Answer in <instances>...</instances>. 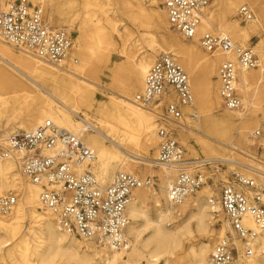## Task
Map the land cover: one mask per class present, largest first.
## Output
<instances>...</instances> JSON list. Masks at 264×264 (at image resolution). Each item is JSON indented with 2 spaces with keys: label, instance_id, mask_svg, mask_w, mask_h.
<instances>
[{
  "label": "bare ground",
  "instance_id": "1",
  "mask_svg": "<svg viewBox=\"0 0 264 264\" xmlns=\"http://www.w3.org/2000/svg\"><path fill=\"white\" fill-rule=\"evenodd\" d=\"M30 1L35 2L37 0ZM144 1L104 0L100 3L98 0H82L83 8L94 7V11L86 14L89 20L80 25L74 46H72L71 41L67 55L73 48L79 56V61H73L74 65L70 62L66 66L63 63L54 66L21 51L18 52L19 56H11L8 50L10 46L4 48L6 43L0 37V133H3L0 136V141L3 142L9 135L16 133L13 132L6 136L8 132L15 129L28 132L42 127L46 122L61 130L80 136L84 144L93 150L94 157L89 161L91 167H89V162L83 163L77 167L76 171H91L100 187L109 185L118 172L139 177L131 171V167L134 165L160 168L163 170L160 172L162 182L160 194L150 193V198L157 207L156 218L151 219L142 208L141 204H143L146 196L144 194L136 195L148 188L136 189L131 193L130 201L126 207V216H129L128 219L130 220L125 229V235L130 236L132 240L128 249L112 250L106 246L96 245L93 240H80L59 228L55 218L43 210L39 203L40 188L21 174L31 183L30 185L15 172L14 166L21 173L13 160H4L0 162V196H4L7 188L11 186L10 190L16 192L18 201L12 208L11 214L8 213L10 214L9 217H3L0 212V260H3L4 257L11 258L16 253L20 261L14 262V264H53L56 260L68 264H208L212 249L209 242H205L203 239L212 236L209 220H213L218 213L222 212L218 197L215 199L213 192L208 190L205 192L206 197L200 195L194 199L195 194L199 192L196 191L187 196L179 206L169 205L166 192L175 180L177 172L180 169L192 172L193 169L199 168L201 173L205 174L206 171L202 168L204 165L224 164L227 166V173L236 168L235 171L238 174L264 183V167H256V164L260 162H254L250 166L232 160L230 157H226L224 153L219 152V149L227 151L221 145L227 142L232 126L242 137L249 131L251 118L248 116L250 110L255 108L252 104V97L249 98L248 86L253 84L259 92V87L264 83V64L260 65V69L254 74L255 79L252 81L249 78V73L244 70L237 71L235 88L237 87L236 91L241 101L239 109L227 110L230 113L210 117L205 122V125H209L217 131L218 138L216 140L221 145L202 144L201 149L207 156L215 154H219V156L191 160L182 159L181 163L178 164H164L157 161V145L156 155L150 160L153 163L143 161L147 159L145 155L153 150L156 141L154 114L157 115V109L162 108L167 101H176L173 90L169 88V94L161 96L157 102L150 105V107L155 105L153 112L144 110L149 107L143 108L134 102V96L142 91L145 75L153 63L152 61L155 60L151 58V55L169 53L174 61L179 62L178 65L186 71L191 80L193 78L197 81L203 79L205 82H210V76L215 75L216 66L221 61L235 62L233 52H215L211 57L204 58L200 56L194 45L182 47L183 45L180 46L170 39L160 38L153 40L148 45L149 55L141 53L128 58L126 43L133 34L124 27L123 30H118L123 24V19L129 20L134 26L139 25L140 20L148 19L152 21L156 33L169 27L163 7L160 12L149 10L144 7ZM149 1L152 6L157 4L156 0ZM5 2L6 0H0L1 8ZM239 3L256 8L260 14L264 15V1L261 0H217L214 11L207 12L209 5L203 10L200 23L196 29V37L193 42H190L195 43L197 41L200 36L198 33L215 32L213 25H216L219 31H225L234 39L239 40L241 44L246 42L257 25L241 28L237 18L234 15H232L233 19L230 17L232 10ZM49 5L51 10H55L53 3ZM101 5L104 7L102 15L105 25L95 18V10L102 11L103 9L99 8ZM219 31L217 33L224 34ZM66 32L68 33L67 30ZM114 38L121 41L119 53L127 56L128 61L124 79L121 82H115V86L108 89L94 81L90 75L89 64L93 59H97L94 56L95 48L98 51L108 53L116 50ZM259 49L263 50L264 48L260 46ZM101 58L108 60V57ZM98 87L110 92L111 97L108 104L100 106L96 110V119L94 120L87 116H80L82 107L90 108L93 105L95 90ZM135 92L137 93L134 95ZM253 94L255 95L254 91ZM261 95L264 97V90ZM219 102L218 88V97L214 94L213 105L219 108ZM191 105H193V101ZM190 106L182 107L181 110H187ZM238 110L242 111L239 115L234 113ZM181 118L176 122H167H170L179 131L180 136H183L182 133L185 129L183 125L178 123ZM160 119L162 120V115H160ZM255 126H258L257 122ZM255 131L251 135L252 139L258 138L254 137ZM156 138L158 139V136ZM228 152H235L238 156L251 159L250 161L254 160L241 151L237 152L232 149ZM193 155L195 156V154ZM215 160L222 162H215ZM189 161H205L206 163L189 164L187 163ZM214 168L216 169L217 166ZM211 175V172L207 173L206 178L212 179ZM108 182L109 184L102 186ZM204 186L210 187L207 181L202 185V188ZM41 209L44 211L43 215L39 212ZM47 213L53 218V222ZM26 214L30 216L32 221L25 234H22V224ZM182 219H186L184 223L169 228L170 224L168 223L170 221ZM138 222L142 223L137 226ZM243 225L255 230L257 238L255 237L256 239L254 238L251 242V255L249 256L241 255L242 246L240 243H236L238 255L235 264H264V229H257L249 217L243 220ZM222 233L220 229L218 234L222 235ZM196 237L202 241L197 246L191 245L189 251L183 255L185 244L193 242ZM254 244L258 245L260 255L255 254ZM242 256L243 261L239 262L238 260Z\"/></svg>",
  "mask_w": 264,
  "mask_h": 264
},
{
  "label": "built area",
  "instance_id": "2",
  "mask_svg": "<svg viewBox=\"0 0 264 264\" xmlns=\"http://www.w3.org/2000/svg\"><path fill=\"white\" fill-rule=\"evenodd\" d=\"M210 0H163L169 27L181 38L190 42L196 37L203 10ZM243 22L252 21V11L247 6L237 10ZM0 37L15 50L29 54L44 62L56 65L64 61L71 46V38L65 29L50 26L40 7H33L27 0H12L5 10H0ZM198 47L207 54L233 52L235 62H222L217 71L219 98L226 110L239 109L241 101L235 88L238 70H252L259 59L250 48L234 45L222 33L206 32L197 38ZM171 88L176 103L167 101L164 113L170 122L181 118V108L193 101L188 77L172 56L157 55L149 67L141 92L134 96L140 107L157 102ZM264 135V124L254 137ZM157 161L164 164L181 163L183 148L168 126H160ZM94 157L80 136L61 130L46 122L32 131L16 132L0 141V162L13 160L21 174L40 188L39 203L49 212L60 229L80 240H93L98 246L112 250L128 249L130 240L125 235L129 224L126 207L131 193L136 189L152 188V177H137L118 172L111 183L100 187L91 172L76 169ZM218 173L211 172V176ZM212 181L201 173L180 169L172 185L167 189L169 205L179 206L184 199L196 192L205 182ZM218 202L226 220L223 236L212 248L208 264H235L236 243L243 254L251 255V242L256 231L243 225L250 218L257 229H264V183L235 172L218 180ZM215 200L214 198H211ZM17 196L8 192L0 197V212L8 214L15 206ZM210 203L212 201L210 200Z\"/></svg>",
  "mask_w": 264,
  "mask_h": 264
},
{
  "label": "rangeland",
  "instance_id": "3",
  "mask_svg": "<svg viewBox=\"0 0 264 264\" xmlns=\"http://www.w3.org/2000/svg\"><path fill=\"white\" fill-rule=\"evenodd\" d=\"M11 1L12 0H6L3 8L0 7V10L1 11L5 10L8 3ZM27 1L30 3L31 6L40 7L43 10L44 17L50 26L67 30L68 34L71 36L72 46H74L76 44V38L78 36V29H79L80 25L83 22H88V20H89L87 18L86 14L94 11V7H90L88 9L83 8L82 7V0H42L40 2L38 0L35 2H31L30 0H27ZM98 1L101 3L104 0H98ZM156 1H157V4L152 6L151 2L149 0H145L143 3L144 7L146 9H149V10H156V11L160 12L162 9L161 3L163 0H156ZM261 1H264V0H261ZM216 2H217V0H210L209 6L207 7V12L208 11L212 12L215 10ZM52 3L55 7V10H51V8H50L51 6L49 4L52 5ZM241 6H247V5L244 3L237 4L235 6V8L232 10V14L230 15V17H232V19H233L234 17L232 15H234L237 18L238 24L241 28H250V26H252V25H257L255 28V31L249 35V38L246 42L241 44L239 42V40L234 39L225 31H219L217 29L216 25H213V31L216 30L215 32H218V31L223 32L224 34H227L232 39V41L235 43V45L243 46L244 48L250 47L255 51V53L257 54L258 59H259V62H258L259 67L257 66L256 68H254L250 71H246L247 73L250 74L249 78L252 81L255 79L254 74L256 72H258V69H260V65L264 64V57H263L264 56V49L263 50L259 49L260 46L264 48V15L260 14L258 9L248 6V8L252 11L253 22H251V23H250V21L249 22H243L237 17V10ZM99 8H103V9H102V11L97 10V9L95 10V18L100 20L101 24L105 25V23H104L105 20L103 19V15H102V12H104V7H102V5H101ZM254 21H255V23H254ZM123 27L126 30H130V32L133 34L132 38L126 43V45H127L126 46V50H127L126 53H128V55H129L128 58L133 57L135 55H139L141 53H143V55H149L150 53L147 51L148 45L151 42H153V40H158V38L170 39L172 42H174L180 46L183 45L182 47H186L187 45H194L196 47V50L200 54V56H202L204 58H209L213 55V54L204 53L198 47L197 41L195 43L184 41L176 32H174L169 27L164 28V29L158 31V33H156L154 31L152 21H149L148 19L140 20V24L137 26H134L129 20L123 19V24H122V26H120L118 28V30H123L124 29ZM205 32H211V31H205ZM205 32H201L200 34L198 33V36L205 33ZM1 44H4V43L1 42ZM121 44H122L121 41L115 39L116 50L114 52H110V53H108L106 51H98L97 48H95L94 56L97 57V59L92 60V62L89 64V69H90V75L92 76L94 81H96L100 86L111 89L115 86L114 85L115 82H121L124 79V77L126 75V67H127L128 59L126 58L127 56L121 55L119 53ZM4 45L5 46L2 45L4 48L6 46H8L6 44H4ZM8 50H9L11 56L12 55L16 56V57L19 56L18 52H20V51H17L15 49H13L12 47H9ZM216 54H219V53H216ZM156 56H157V54H152L151 58L155 59ZM101 57H108V60L106 58L103 59ZM73 61H75V62L79 61V56L75 52V50L73 48H71L69 54L66 56L64 61L59 63L58 65L63 63L66 66V64H68L70 62H72V64H73ZM222 62L223 61H221L216 66V73H215V75L212 74L210 76V82L209 81L205 82L203 79L197 81L195 78H193V80H191L189 78L188 74L186 73V71L183 69L189 78V85H190L191 93L193 96V105L188 107L187 110L186 109L183 111L181 110L182 118L178 123H179V125H183V128L185 129L184 132L182 133L183 136H180L179 131L172 124H170V122H167L168 120L166 119V116L164 113V108H165V104H164L162 106V108L157 109V111H158L157 115L154 114V121L156 124V130H155V140L156 141H155V145H154L153 150L148 152L147 155H145L147 158L146 159L147 161L143 160L144 162H151L150 160H152L156 155V149H157V145H158L157 144L158 139L156 138L157 137L156 132H157V128L159 126H168L170 129L174 130L175 138L183 148V157H182L183 159L191 160V159H200L203 157L207 158L208 156H219V154L208 155V156L205 155L201 149V145L202 144L212 145V146H213V144L221 145V143H219V141L216 140L218 138L217 137L218 136L217 131L214 128L210 127L209 125H205V122H207V120H209L210 117H214V116L219 115V114L230 113L221 106L220 102H219V108L217 106L213 105L214 94L218 97L219 85L217 82V69H218V66ZM176 63L179 64L178 61H176ZM54 66H56V65H54ZM208 83H209V85H208ZM237 83H238V80H237ZM248 88H249V90H248L249 98L252 97V100H253L252 104L254 105V108H255V109L252 108L250 110V113L248 116L251 118V124L248 127L249 131L245 134L244 137H242L239 135L237 130L235 131L234 126H232V129H230V136L228 137L227 142L224 145H221L222 147L226 148L227 151H225L223 149L220 150L219 148H217L215 146L214 147L216 149H219V152H221L222 154L224 153L226 155V157H230V159H232V160H237L240 163H244V164H247L250 166H252L254 164V162L255 163L260 162V163H257L258 165L256 164V167L262 168V167H264V135H261L256 139H252L251 135L255 130L261 128L262 124H264V97L261 95L262 91L264 90V83L259 87V92H257L256 87H254L253 84H251L250 87L248 86ZM236 89H237V87H236ZM253 91L255 92V95L253 94ZM136 93L137 92H135L134 95ZM109 94H110V92H108L107 90L98 87V89L95 90V94H94V98H93V102H92L93 105L90 108L82 107L80 109L79 115L80 116L83 115L84 117L87 116L93 120L96 119V116H95L96 110L100 106H104V105L108 104V101L111 97ZM148 107L149 108H145L144 110H147L149 112H153L152 110L155 107V105H153L151 107L148 106ZM234 113L239 115V113H242V111L238 110L237 112H234ZM160 115H162V120L160 119ZM256 122L258 124L257 127L255 126ZM12 123L13 122H11V125H13ZM13 132H20V130L15 129L12 132H8L6 134V136L13 133ZM2 135H3V133H0V136H2ZM6 136H4V137H6ZM106 145H109V144L106 143ZM232 149L234 151H237V152L241 151L245 155H248L249 157L254 158V160L250 161L251 159L238 156V154H236L235 152H233L234 154L231 152H228ZM193 154H195V156ZM199 162L200 163H206L205 161L204 162H202V161H197V162L189 161L187 163L193 164V163H199ZM208 162H213V161H208ZM215 162H222V161L215 160ZM151 163H153V162H151ZM88 164H89V167H91L90 162ZM214 166H217L218 169L217 168L215 169ZM149 167L150 166H148V168ZM230 167H232V166H230ZM131 168H132L131 171L133 173H135L136 175H138L139 177L144 178L146 176H149V177H152L154 180V185L152 188L144 189L143 191L138 192L136 194V195L144 194V196H146V198L143 201V204H141V205H142V208L145 211L146 215L154 220L156 218L157 207L155 206L152 199L150 198V193L154 192V193L160 194V188H161V183H162L161 179H160V172L163 170L160 168H157V167H151L148 169L147 167L142 166V165H134ZM202 168L205 169V171H206L205 174L201 173L199 168L193 169L191 173H201L203 175H206L207 173L213 172L214 170H217L218 173H216L214 176H212L211 182L210 181L207 182V184L210 185V187L206 188L204 186L202 188V186H201L197 190L199 192L196 193L193 198L196 199L200 195L201 196L204 195V197H206L205 192H207L208 190H211L214 194V198L216 199L218 196L217 183H218V180H223V178L226 177L227 166L224 164H216V165L206 164ZM14 170L16 173H18L21 176V178H23V180L27 181V179L21 175V173L18 171V169L15 166H14ZM235 170H236V168H235ZM235 170L230 171V172L237 173V171H235ZM27 182L31 185V183L29 181H27ZM107 184H109V182L106 184H103L102 186H105ZM10 189H11V186H9L7 188L6 193L8 191H11ZM202 191H204V192H202ZM13 193H15V195L17 196L15 191ZM203 200H205V199L203 198ZM191 201H192V199L190 200V202ZM162 202H163V200H162ZM190 208L191 207L189 206V209ZM39 212L42 215L44 213V211L42 209ZM10 214H7V215L1 214V215L3 217H9ZM47 215L49 216L50 220L53 222V218L48 213H47ZM185 220L186 219H182L179 221L178 220H172L168 223V224H170L169 228L170 227L171 228L177 227V226L181 225L182 223H184ZM31 221L32 220H31L30 216L26 214L24 217V220H23V224H22V226H23L22 227V229H23L22 234H25L26 229L29 226V224L31 223ZM209 222H210V226H211V230H212V236L209 238H204L203 241L209 242L210 248L212 249V247L215 245L217 240L221 236H223L227 222H226L225 217H224L222 212L218 213L216 215V217L213 218V220L210 219ZM141 223L142 222H138L136 225L139 226ZM220 229L223 232L222 235L218 234ZM127 237L129 238L130 244H131L132 240H131L130 236L127 235ZM256 238H257V236H256ZM201 241H202V239H198V237H196L193 242L186 243L184 246V249H183V255H185L189 251L191 245L197 246L198 243H200ZM80 242L82 243L83 241H80ZM254 246H255L256 251H257V252L255 251V254L260 255L258 245L254 244ZM96 247H98V246H96ZM98 248H100V247H98ZM97 250H99V249H97ZM5 251H6V249L3 252L4 254H5ZM240 254L242 255L243 251ZM19 261H20V259H19L18 255L16 253H14L11 258L4 257L3 260H0V264H14V262H19ZM238 261L239 262L243 261V256ZM53 264H68V263L63 262L61 260H56ZM141 264H144V263H141Z\"/></svg>",
  "mask_w": 264,
  "mask_h": 264
}]
</instances>
